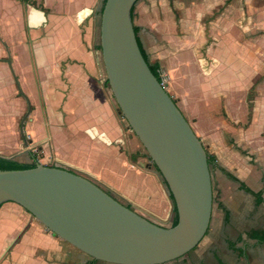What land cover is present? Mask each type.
<instances>
[{"label":"crops","instance_id":"0c3cea01","mask_svg":"<svg viewBox=\"0 0 264 264\" xmlns=\"http://www.w3.org/2000/svg\"><path fill=\"white\" fill-rule=\"evenodd\" d=\"M173 1L182 32L176 37L172 35L178 29L170 10ZM11 4L19 7V16L24 7L27 26L34 28L30 33L37 37L33 47L38 50V65L34 52L30 70L39 71L46 111L52 104L58 122L61 107V122L70 125L78 119L79 133L85 136L78 146L81 156L63 154L64 161L92 177L90 180L107 178L115 173L107 152L111 153L112 143L127 129L112 113L106 119L101 116L103 109L92 86L94 74L100 73L93 42L102 0H36L37 7L33 0L4 3L5 7ZM3 12L4 19L16 17V12ZM132 15L137 17L133 25L138 28L142 48L152 57L151 62L166 69L173 96L171 89L167 93L204 150L218 167L264 198V0H138ZM6 60L3 64L17 84L20 67H12L10 59L9 67ZM61 77L71 86L66 97L56 91ZM216 169L219 195L204 238L190 253L165 264H191L194 260L199 264L202 259L209 264H264V244L246 237L263 228L264 204L255 206L251 195ZM119 181L130 188L125 177ZM134 190V198L137 193L140 197L150 194L145 186ZM162 195L161 202L145 203L146 215L134 211L160 226V221L171 223L167 190ZM219 205L228 213L226 222ZM20 208L14 203L0 207V264H89L83 256H64L60 248L48 247L52 238L39 232Z\"/></svg>","mask_w":264,"mask_h":264},{"label":"water","instance_id":"95a60500","mask_svg":"<svg viewBox=\"0 0 264 264\" xmlns=\"http://www.w3.org/2000/svg\"><path fill=\"white\" fill-rule=\"evenodd\" d=\"M137 1L105 0L101 60L119 114L172 196L177 224L157 225L65 168L36 163L0 171V207L18 205L54 236L107 264H165L182 258L204 238L212 211L205 150L139 50L131 20ZM6 63L10 67L9 59Z\"/></svg>","mask_w":264,"mask_h":264},{"label":"rangeland","instance_id":"374dc122","mask_svg":"<svg viewBox=\"0 0 264 264\" xmlns=\"http://www.w3.org/2000/svg\"><path fill=\"white\" fill-rule=\"evenodd\" d=\"M6 1L7 0H0V158L8 159L20 164H31L36 162L41 165L60 167L70 170L72 167L70 168L68 166L62 155L70 153L71 155H76V157L81 156L77 155L80 152L78 150V146L82 140L85 141V136L79 133L81 131L78 128L79 120L75 119L70 125L64 122L62 123L60 117V107L57 111V122V117H55V114L53 115L54 112L52 104H49V108H47L48 111H46V103L43 98L44 87L41 85L42 80L39 78V71L30 70V65L33 62L32 55H34V52L36 64L38 63V50L36 45L33 47V42L36 41L37 37L36 34L32 36L30 33V31L34 28L27 26L23 6L19 16V7L16 5L14 6L13 4L5 7L4 3ZM25 1L31 2V0ZM33 1L35 3L34 6L37 7L36 0ZM175 6L176 2L173 1L170 10L175 13L174 27H178V29H173L172 35L176 37L182 32H179L181 31L179 29L180 17H178ZM4 9L8 12H16V17L12 16L11 18L9 17L4 19ZM168 15H170V12H168ZM136 21L137 17L134 16L132 23ZM36 23L37 21L31 22L33 25ZM93 43H95L93 50H96L98 53L100 61V73L94 74L95 80L92 86L95 88V94L104 112H101L100 114L105 119L111 116V113L113 116H117L118 123H121L122 128L127 129V131L124 130L125 133L123 137L112 143V147L114 149H112L111 153L107 152V158L112 160V166L115 168V173H111V175H108L109 177L107 176V178L103 180L101 178L90 180L92 177L82 174L74 169L71 170L77 172L76 174L78 175L83 177L86 176L91 182L96 184L99 188L108 193L121 204L129 206L133 211L138 210L143 215H146L147 211L145 210V203L148 202V200H158L161 202L163 191L165 194L166 190L163 180L154 169L153 163L148 159L147 153L142 145L128 128V125L122 115L119 114V109L113 99L108 85H104L106 77L101 60V53L98 49L99 20L96 24ZM4 46L7 48L8 54L5 52ZM6 59L11 60L12 67L15 64L18 65V68L20 67L19 74L21 77L19 78V75L18 77L16 76L18 80L17 85L19 86L23 96L25 95L29 102L25 101L22 95L20 96L10 70H6V66L3 64ZM148 59L150 62L152 61V57L150 55L148 56ZM3 68L5 70H3ZM7 72H9V74ZM14 73L16 72L14 71ZM158 73L161 78V85L166 92L171 89L170 93L173 96L172 88H170L171 78H169L170 76L166 69L162 67L158 70ZM59 82L61 83V87L56 88V91L61 92L66 97L71 90V86L68 85L67 79L65 78L61 77ZM45 93L50 96L47 87H45ZM28 104L30 111L27 114ZM24 117L23 136H21L19 131L20 123ZM49 122L51 123V127H49ZM55 122H57V124ZM70 128L74 129L72 130ZM151 175L154 176V178L151 177ZM123 177H125V181L130 183V188L132 189L122 185L123 182L119 181V179ZM217 177L218 170L216 168L210 169L211 185L213 186V208L216 206V200L219 195L216 189V186L218 185ZM141 186H145V190L147 191L146 193L149 192L150 194H146L145 197H140V194L137 193V198H134L133 196L136 195L134 188ZM170 203L172 208V202L170 201ZM20 209L22 215L28 217V219H30V221L37 226L39 232L52 238V241L47 243L48 247H52L56 250L60 248L61 253H63L64 256H83L88 261H91V258L51 234L35 218L30 216L22 208ZM168 215L169 217L173 216L171 209L169 210ZM262 218H264V212ZM160 222V224H162L161 226L170 227L169 221L164 220ZM98 264L105 263L98 262ZM191 264H198V261L194 260ZM199 264H209V261L202 259Z\"/></svg>","mask_w":264,"mask_h":264},{"label":"trees","instance_id":"16d2710c","mask_svg":"<svg viewBox=\"0 0 264 264\" xmlns=\"http://www.w3.org/2000/svg\"><path fill=\"white\" fill-rule=\"evenodd\" d=\"M23 2H24V0H23ZM104 2H105V0H102V5L104 4ZM132 10H133V8H132ZM132 10H131V20H133ZM133 30H134V33L136 35V41H137L139 50L141 52V55H142L144 61L146 62L147 66L149 67V70L151 71L153 76L157 79V81L159 83H161V78H160L159 73H158V70H159L158 63L149 61L148 56L145 53L144 49L142 48V45H141V43H140V41H139V39L137 37L138 28L133 25ZM98 49L100 50V47H98ZM104 85H106V86L108 85L106 80L104 81ZM205 153H206V157H207V165H208L209 170L212 169V168H218L229 180H231L232 182H235V183H237L239 185V190L245 192L246 194L251 195L254 198L255 206H259L260 204H264V198L262 197V193L261 192H256L255 193V192L251 191L243 182L239 181L234 176H232L231 174L227 173L224 169L218 167L216 162H215V158L213 156L208 154L206 151H205ZM148 159L150 160L149 157H148ZM35 165H36V162H33L31 164H20V163H17V162L8 160V159L0 158V171L1 170H24V169H30V168L35 167ZM49 167H52V166H49ZM154 169L156 170L155 166H154ZM156 172H157V170H156ZM163 183H164V181H163ZM164 185H165V183H164ZM168 198L172 202V212H173V218H172V221L170 223V227H174L177 224V222H178V218H177V214H176V208H175V205H174V202H173L171 194L168 195ZM219 206L224 212V222H226L227 219H228V213H227V211L225 210V208L222 205H219ZM126 207L130 208L129 206H126ZM246 237L249 238V239L256 240L258 244H264V225H263V228L261 230H255V231H250V232L246 233ZM228 246L233 249V245H230V243L228 244ZM98 262L99 261L91 259L89 264H97ZM217 264H222V263L221 262H217Z\"/></svg>","mask_w":264,"mask_h":264}]
</instances>
